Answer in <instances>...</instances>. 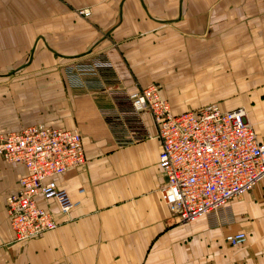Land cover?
Returning a JSON list of instances; mask_svg holds the SVG:
<instances>
[{
    "label": "crops",
    "instance_id": "crops-1",
    "mask_svg": "<svg viewBox=\"0 0 264 264\" xmlns=\"http://www.w3.org/2000/svg\"><path fill=\"white\" fill-rule=\"evenodd\" d=\"M79 61H109L101 74L111 87L158 85L174 115L213 104L201 96L208 87L229 98L223 109L245 108L264 138V0H0V136L76 130L87 159L60 180L82 205L63 217L51 203L61 225L17 244L6 204L26 169L0 157V264H264V179L233 200L234 224L179 222L161 197L152 116L151 139L118 146L104 118L115 104L70 84ZM238 233L247 242L230 245Z\"/></svg>",
    "mask_w": 264,
    "mask_h": 264
},
{
    "label": "built area",
    "instance_id": "built-area-1",
    "mask_svg": "<svg viewBox=\"0 0 264 264\" xmlns=\"http://www.w3.org/2000/svg\"><path fill=\"white\" fill-rule=\"evenodd\" d=\"M79 14L89 18L92 13ZM111 66L109 61L72 63L70 84L104 93L115 104V113L107 111L104 118L118 146L151 139L145 117L152 116L161 143L159 166L165 176L161 197L179 222L207 218L217 227L234 224L231 203L264 179V138L247 120L246 110L227 111L213 103L174 115L155 84L138 91L107 85L101 73ZM0 157L26 169L18 181L19 190L6 205L16 242L37 239L61 225L51 203L63 217L82 205L60 183L69 170L87 164L79 131L33 125L6 133L0 136ZM79 192L85 194L84 189ZM226 240L238 246L247 242V235H229Z\"/></svg>",
    "mask_w": 264,
    "mask_h": 264
},
{
    "label": "rangeland",
    "instance_id": "rangeland-1",
    "mask_svg": "<svg viewBox=\"0 0 264 264\" xmlns=\"http://www.w3.org/2000/svg\"><path fill=\"white\" fill-rule=\"evenodd\" d=\"M89 11L90 13H92V11H91V9H89V8H81V9H77L76 10V13H82L83 11ZM158 86V85H157ZM224 85L222 86V88L224 89ZM160 88V87H159ZM211 90L210 89H208V87H202L201 89H200V92H201V96L202 97H204V103H209V102H211V101H214L215 103H217V104H219L220 105V103H225V104H227L228 106L230 105L229 103H230V100H229V98L228 99H221V100H217V99H213L214 97H217L216 95L217 94H215V95H213V94H208L209 92H210ZM213 92V91H212ZM214 92H218V91H214ZM220 93V95H228V91H227V89H225L224 91H220L219 92ZM208 94V95H207ZM207 95V96H206ZM210 95V96H209ZM228 97V96H227ZM213 102V103H214ZM235 102V101H234ZM242 102V101H241ZM222 107V106H221ZM245 109V108H244ZM247 120H248V118H247ZM7 205V204H6ZM15 243H17V244H21V243H19V242H16L15 241Z\"/></svg>",
    "mask_w": 264,
    "mask_h": 264
}]
</instances>
